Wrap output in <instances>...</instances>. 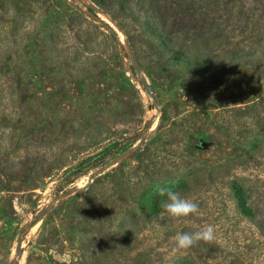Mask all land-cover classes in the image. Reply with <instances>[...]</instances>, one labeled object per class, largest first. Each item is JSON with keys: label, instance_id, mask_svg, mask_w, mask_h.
I'll list each match as a JSON object with an SVG mask.
<instances>
[{"label": "rangeland", "instance_id": "obj_1", "mask_svg": "<svg viewBox=\"0 0 264 264\" xmlns=\"http://www.w3.org/2000/svg\"><path fill=\"white\" fill-rule=\"evenodd\" d=\"M239 193L264 220V0H0V264H264Z\"/></svg>", "mask_w": 264, "mask_h": 264}, {"label": "clouds", "instance_id": "obj_2", "mask_svg": "<svg viewBox=\"0 0 264 264\" xmlns=\"http://www.w3.org/2000/svg\"><path fill=\"white\" fill-rule=\"evenodd\" d=\"M158 193L166 200L162 202L161 207L172 219L187 218L199 212V204L194 200L181 196L172 187H158ZM216 240L215 229L208 225L195 232L177 233L175 237L176 247L178 249H188L203 241L211 244ZM63 264H72L70 254L64 253Z\"/></svg>", "mask_w": 264, "mask_h": 264}, {"label": "trees", "instance_id": "obj_3", "mask_svg": "<svg viewBox=\"0 0 264 264\" xmlns=\"http://www.w3.org/2000/svg\"><path fill=\"white\" fill-rule=\"evenodd\" d=\"M206 23H207V18L204 17L202 19V25H201L202 30H204V27H206ZM183 25L186 29L195 28L194 19L192 17L184 19ZM216 27H220V23H218ZM218 30H220V28H218ZM202 33L204 34V31ZM241 195L242 194L239 193V197L243 200V202H241V207H240L241 212L257 224V226L260 230V233L264 236V220L262 219L263 217L261 216L260 212L257 210L258 208L254 209L252 207V204H249L246 199H245L246 201H244V198H242ZM182 264H197V262L190 261V262H186V263H182ZM234 264H235V262H234ZM238 264H241V262ZM247 264H251V263H247ZM252 264H254V263H252Z\"/></svg>", "mask_w": 264, "mask_h": 264}]
</instances>
